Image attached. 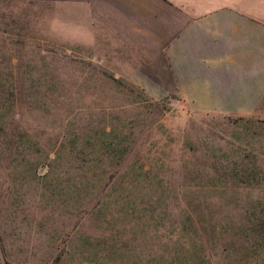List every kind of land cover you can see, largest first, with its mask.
I'll return each instance as SVG.
<instances>
[{
	"label": "rangeland",
	"instance_id": "obj_1",
	"mask_svg": "<svg viewBox=\"0 0 264 264\" xmlns=\"http://www.w3.org/2000/svg\"><path fill=\"white\" fill-rule=\"evenodd\" d=\"M132 61L74 3L0 0V264H264V99L197 112Z\"/></svg>",
	"mask_w": 264,
	"mask_h": 264
},
{
	"label": "crops",
	"instance_id": "obj_2",
	"mask_svg": "<svg viewBox=\"0 0 264 264\" xmlns=\"http://www.w3.org/2000/svg\"><path fill=\"white\" fill-rule=\"evenodd\" d=\"M48 1L76 4L81 27L107 31L132 58L131 79L159 84L152 96L241 115L264 99V0Z\"/></svg>",
	"mask_w": 264,
	"mask_h": 264
}]
</instances>
